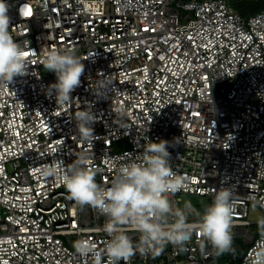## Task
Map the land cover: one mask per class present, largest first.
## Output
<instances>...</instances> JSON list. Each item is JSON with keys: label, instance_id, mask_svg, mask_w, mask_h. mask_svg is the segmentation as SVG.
<instances>
[{"label": "built area", "instance_id": "built-area-1", "mask_svg": "<svg viewBox=\"0 0 264 264\" xmlns=\"http://www.w3.org/2000/svg\"><path fill=\"white\" fill-rule=\"evenodd\" d=\"M5 2L30 65L0 86V264H110L106 217L68 200L41 169L86 154L108 186L142 154L146 136L169 141L183 180L169 197L175 204L182 207L181 195L210 204L221 187L234 189L236 253L217 256L189 219L186 250L137 252L129 264H252L251 203L264 200V11L243 16L228 0ZM59 47L74 48L84 64L73 102L62 106L49 87L57 77L41 63ZM85 108L97 118L91 144L79 141L74 119ZM81 240L92 246L88 255L76 251Z\"/></svg>", "mask_w": 264, "mask_h": 264}, {"label": "clouds", "instance_id": "clouds-1", "mask_svg": "<svg viewBox=\"0 0 264 264\" xmlns=\"http://www.w3.org/2000/svg\"><path fill=\"white\" fill-rule=\"evenodd\" d=\"M20 8V13L23 12ZM9 6L0 0V86L9 85L17 76L27 74L29 61L25 49L10 32ZM45 70L54 72L57 79L50 85L55 91L58 106L72 103L71 93L79 87L84 64L74 48L59 47L49 50L42 60ZM103 87L108 81H102ZM79 141L93 143L96 116L90 108L74 114ZM140 156L130 158L116 170L110 185L96 180L97 170L89 166L86 154L79 155L72 163L54 160L41 169L44 177H56L67 192V199L80 206H89L106 217L103 230L109 237L105 251L110 264H129L139 252L153 258L161 255L168 245L186 250L193 236L190 217H196V227L206 246L211 245L217 256L236 253L234 246V209L236 193L231 187L215 191L212 202L201 212L191 201L183 207L169 197L180 192L183 180L170 165L169 141H151ZM252 209L264 210V200L254 199ZM257 240L251 249L252 264H264V215L256 222ZM138 233V238L129 235ZM76 251L88 255L92 246L85 240L76 243Z\"/></svg>", "mask_w": 264, "mask_h": 264}, {"label": "trees", "instance_id": "trees-1", "mask_svg": "<svg viewBox=\"0 0 264 264\" xmlns=\"http://www.w3.org/2000/svg\"><path fill=\"white\" fill-rule=\"evenodd\" d=\"M228 2L243 16L264 11V0H228Z\"/></svg>", "mask_w": 264, "mask_h": 264}, {"label": "rangeland", "instance_id": "rangeland-1", "mask_svg": "<svg viewBox=\"0 0 264 264\" xmlns=\"http://www.w3.org/2000/svg\"><path fill=\"white\" fill-rule=\"evenodd\" d=\"M237 12V11H236ZM182 198V207H183V203L184 201H191L192 204L194 205L195 208H197L198 210H200L201 212L203 211V208L209 204L208 200L206 198L203 197H198V196H189V195H181ZM262 212L257 209V210H253L251 207V211H250V215H249V221L251 223H254L253 225V229L256 230L257 227V220L262 216ZM190 220L196 219V217H190ZM221 264H224V261H222Z\"/></svg>", "mask_w": 264, "mask_h": 264}, {"label": "snow or ice", "instance_id": "snow-or-ice-1", "mask_svg": "<svg viewBox=\"0 0 264 264\" xmlns=\"http://www.w3.org/2000/svg\"><path fill=\"white\" fill-rule=\"evenodd\" d=\"M28 55V53H25V56H27Z\"/></svg>", "mask_w": 264, "mask_h": 264}]
</instances>
